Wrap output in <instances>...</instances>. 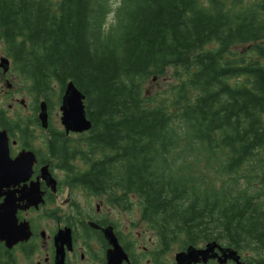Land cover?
I'll return each mask as SVG.
<instances>
[{"label":"trees","instance_id":"obj_1","mask_svg":"<svg viewBox=\"0 0 264 264\" xmlns=\"http://www.w3.org/2000/svg\"><path fill=\"white\" fill-rule=\"evenodd\" d=\"M0 39L36 110L69 81L84 94V146L53 129L65 167L88 163L78 182L132 193L166 235L264 245V0H0ZM168 71L177 82L146 96ZM34 116L0 107L3 126Z\"/></svg>","mask_w":264,"mask_h":264},{"label":"flooded vegetation","instance_id":"obj_2","mask_svg":"<svg viewBox=\"0 0 264 264\" xmlns=\"http://www.w3.org/2000/svg\"><path fill=\"white\" fill-rule=\"evenodd\" d=\"M0 76L7 89L1 88L0 95L15 101L9 95L13 82L1 69ZM19 102L25 107L24 100ZM13 108L8 105V110ZM3 112L11 116L4 108ZM37 112L32 107L34 120L11 118L4 126L0 123V130L8 135L12 158L21 151H31L35 156L28 179L2 189L9 191L17 204L16 224L11 226L17 239L11 247L0 239V253L9 255L8 264H264V245L255 240L248 245L225 238L223 233L166 235L141 214L137 200V208L133 207L132 193L122 195L112 186L98 190L78 182L77 173L87 170L88 163L72 157L67 160L71 168L65 167L53 153V129L64 132L63 126L53 128L48 120L43 127ZM21 131H25L23 136L18 133ZM64 134L61 138L67 139L70 147L82 145L88 136ZM31 185L35 189L27 196L41 200L26 206L28 201L20 199V190ZM5 198L0 192V204ZM126 212L131 213L127 219Z\"/></svg>","mask_w":264,"mask_h":264},{"label":"water","instance_id":"obj_3","mask_svg":"<svg viewBox=\"0 0 264 264\" xmlns=\"http://www.w3.org/2000/svg\"><path fill=\"white\" fill-rule=\"evenodd\" d=\"M0 68L3 72L9 69V60L7 57H0ZM60 123L66 133L75 132L82 133L91 128V121L86 116L84 94L74 85L72 81L66 83L61 97L59 106ZM38 119L43 127L48 123L47 104L45 100L39 102ZM35 161V156L31 151H21L14 158L9 154L8 135L5 130H0V192L5 194L6 198L0 204V239L4 240L7 247H11L16 241L11 233V226L16 224L15 210L17 204L15 198L10 196V192H3L2 189L9 187L16 182L26 181L32 171V165ZM35 189L31 185L28 189L22 188L23 191L20 199H26L29 205H37L40 197L37 200H32L27 194Z\"/></svg>","mask_w":264,"mask_h":264},{"label":"rangeland","instance_id":"obj_4","mask_svg":"<svg viewBox=\"0 0 264 264\" xmlns=\"http://www.w3.org/2000/svg\"><path fill=\"white\" fill-rule=\"evenodd\" d=\"M121 0H109V7L111 10H113L117 5H119ZM244 3H249L250 0H242ZM229 3V2H227ZM113 22V12L108 13L107 19L105 21V26L104 28H107L111 23ZM209 46H214V45H208ZM234 50L237 53L241 52H246L247 49L244 48V46H235ZM6 55L3 50V43L0 41V56ZM264 59V58H263ZM8 70L6 72V75L8 76L7 78L13 82V88L10 91L9 95L13 96L16 100H12L10 98H5L4 95H0V106L4 109L7 110V114L11 115L10 117L14 116L15 113H19L22 116H30L32 114V107L34 104V96L31 94L25 92L22 89V85L19 81V78L14 74L13 71ZM15 79V80H14ZM177 82V78L173 75L171 71H168L164 76L156 77L154 79H150L146 81L143 85V91L144 94L148 97H160L162 95H165L167 93L168 88L175 84ZM6 89V86L4 82L1 80L0 76V89ZM9 97V96H8ZM41 99V98H40ZM38 99V101L40 100ZM24 100V105L21 104L19 101ZM57 100V93L53 94L51 98V105L48 106L47 112H48V120L51 122L53 128H61L60 125V111H59V102H56ZM12 104L13 105V110H8V105ZM132 199L134 202V208L136 207V199L133 197ZM130 212L125 213V218L127 219V216L130 215Z\"/></svg>","mask_w":264,"mask_h":264}]
</instances>
